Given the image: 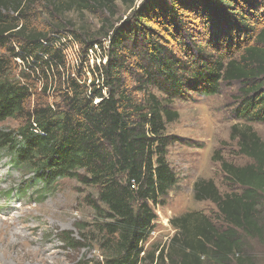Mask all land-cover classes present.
<instances>
[{
	"label": "trees",
	"instance_id": "1",
	"mask_svg": "<svg viewBox=\"0 0 264 264\" xmlns=\"http://www.w3.org/2000/svg\"><path fill=\"white\" fill-rule=\"evenodd\" d=\"M116 1L49 0V16L39 21L33 0H0V124L20 121L9 132L0 127V151L42 198L62 179L98 189L102 255L79 264H251L245 237L264 242V139L250 129L239 131L238 146L252 163H222L242 193L221 196L213 181L195 184V199L213 201L228 227L193 213L173 220L166 255L155 257L146 243L155 209L179 179L168 160L176 137L167 125L180 117L175 99L215 95L223 82L240 81L237 117L264 122V0H145L132 18L118 27L105 22L95 34L54 19L66 11L112 13ZM67 41L80 42L75 65Z\"/></svg>",
	"mask_w": 264,
	"mask_h": 264
},
{
	"label": "rangeland",
	"instance_id": "2",
	"mask_svg": "<svg viewBox=\"0 0 264 264\" xmlns=\"http://www.w3.org/2000/svg\"><path fill=\"white\" fill-rule=\"evenodd\" d=\"M144 1L117 0L112 13L107 10L95 13L66 11L62 17L54 19L62 24L71 23L68 26L70 30H88L95 34L106 26L105 22L118 27L132 18ZM50 3L49 0H33L32 10L37 12L39 21L47 20L46 6L49 7ZM187 19L190 24L196 22L189 17ZM198 27L200 25L195 29ZM65 35H70V32L65 31ZM99 39L105 46L110 43L108 36ZM67 43V56L75 65L81 55L80 42ZM174 48L181 53L177 47ZM129 63V68L133 69V60ZM124 74L128 86L134 89L136 81L128 72ZM241 87L240 81L223 82L215 95L190 91L185 98H177L173 102L172 107L180 113V117L167 125L168 132L176 137V142L168 147V160L179 179L164 204L155 209V228L146 243V248L155 257L161 251L165 255L170 252L171 240L177 233L174 219L201 213L217 229L222 231L228 227L213 201L195 199V184L213 181L221 196L241 194L243 191L242 186L228 179L222 163L228 162L237 167L252 163L238 146L239 131L250 129L264 139V122L255 123L237 117L236 109L243 97ZM19 125V120L10 118L0 127L9 132ZM15 166L11 154L0 151V264H79L80 261L90 263L100 259L98 221L93 208L98 189L86 187L76 179H62L55 191L42 198L38 196L36 187L28 188L31 185L30 176ZM258 210L259 220L264 224V199ZM70 233L72 240L67 242L65 238ZM244 243L245 256L251 264H264V242L245 237ZM172 253L174 256L175 250ZM164 264H170V261L166 259ZM205 264L214 262L206 260Z\"/></svg>",
	"mask_w": 264,
	"mask_h": 264
}]
</instances>
